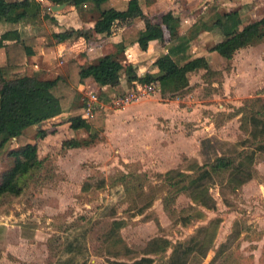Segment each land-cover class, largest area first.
<instances>
[{"label": "rangeland", "instance_id": "rangeland-1", "mask_svg": "<svg viewBox=\"0 0 264 264\" xmlns=\"http://www.w3.org/2000/svg\"><path fill=\"white\" fill-rule=\"evenodd\" d=\"M203 2L175 0L173 5L186 14L199 11ZM255 2L241 4L257 11ZM28 11L32 16L35 5ZM87 11L90 17L93 12ZM43 33L46 49L53 39L51 32ZM213 40L203 34L194 40V53L204 64L189 74L185 93L168 98L152 90L126 104L106 105L104 125L88 145L69 146L94 130L72 129L66 112L42 123L43 137L34 136L35 126L27 129L47 160L39 172L23 179L20 194L0 197V264H174L183 246L191 248L186 264H264V152L255 150L252 175L237 188L226 171L213 174L209 191L214 208L195 201V191V200L190 191H172L166 181L168 171L190 172L221 152L253 147L250 127H240L236 109L249 98L264 102V42L217 60L218 53L214 51L215 57L208 49ZM44 56L55 63L59 59L51 52ZM76 56L84 64L91 62L85 61L86 52ZM58 68L37 72L51 76ZM207 69L212 72L205 76ZM96 85L87 78L76 99L97 93L101 89ZM105 91L112 96L117 92L112 83ZM6 146L17 143L12 139ZM5 147L0 172L10 164ZM205 233L214 236L201 255L197 248Z\"/></svg>", "mask_w": 264, "mask_h": 264}, {"label": "trees", "instance_id": "trees-1", "mask_svg": "<svg viewBox=\"0 0 264 264\" xmlns=\"http://www.w3.org/2000/svg\"><path fill=\"white\" fill-rule=\"evenodd\" d=\"M223 0H211L199 18L193 21L184 31H180V17L166 12L161 21L165 22L169 37L166 41V52L158 56L153 64L157 71H146L139 75L133 63L123 64L111 54L106 53L98 57L95 63L82 65L76 58L67 61L66 73H56L51 76H42L38 72L28 74L26 47L35 41L33 37L22 38L4 45L5 63L0 65V151L12 139L16 147L7 149L10 164L0 172V197L3 195H18L23 190V179L39 172L45 164L46 156H41L38 141L33 140L27 133L30 126H35V137H43L47 132L42 123L63 112L68 114L69 126L76 129H85L93 134L89 138L75 139L69 146L88 145L97 138L96 129L104 125L105 111L95 103L92 113L83 116L87 107V97L76 99L77 88L87 76L99 85L112 83L116 94H110L105 89L97 92L98 101L111 104L114 95L119 96L126 91L115 77H123L125 85L133 87L132 82H154V90L162 97L176 98L185 93L189 85V74L203 66V58L194 54L193 42L203 31L216 34L219 39L209 49L215 50L225 59L232 58L234 52L247 45L264 40V15L248 23H243L238 9L221 11L218 7ZM75 7L88 5L93 12L92 32L110 33L111 26L116 19L143 18L145 15L135 3H128L125 8H116L111 0H59ZM34 4L38 17L41 3L38 0H0V23L16 24L29 17L28 7ZM162 27L158 21H149L148 25L135 32V39L146 42L159 36ZM77 30L73 27L53 32L57 40H64L74 35ZM117 48L124 47V42L117 43ZM212 72L207 69L203 74L208 76ZM203 75V77H204ZM213 81L211 80V83ZM132 86V87H131ZM185 91V92H184ZM260 97L246 99L236 109L241 112L240 127L248 131V138L252 140L250 151L242 150L233 153L224 151L218 154L213 161L195 165L190 172L171 170L168 181L173 190L192 192L193 200L207 208H214L215 201L210 194V181L213 174L226 171L232 187L237 188L252 175L255 150L264 152V102ZM255 100L256 102H252ZM256 104V105H255ZM47 160V159H46ZM193 191L196 192V198ZM195 198V199H194ZM164 205H168V197L163 198ZM188 220V219H186ZM117 225H120L118 223ZM207 233V231H206ZM203 236L202 243L197 248L201 255L206 254L212 243L214 233ZM206 247L202 249V244ZM174 259V264H186L190 247H182ZM195 251L193 247L192 253ZM197 252V250H196ZM174 253V252H173ZM171 255L169 256V258ZM172 260V258H170ZM162 264H171L163 263Z\"/></svg>", "mask_w": 264, "mask_h": 264}, {"label": "crops", "instance_id": "crops-1", "mask_svg": "<svg viewBox=\"0 0 264 264\" xmlns=\"http://www.w3.org/2000/svg\"><path fill=\"white\" fill-rule=\"evenodd\" d=\"M38 1H40L41 3V8H40V14L36 20L32 18V16H29L28 18L19 21L16 24H10L5 22L0 23V38H1L0 65H3L6 60L5 50H4L5 44L13 42L18 39L33 37L35 39L34 43L26 47L27 65L25 70L28 71V74H30L29 72H33V71L37 72V70H40L42 68L49 69V68H57L58 66L59 68L57 69L58 70L57 73H66L68 59L77 57L76 55L80 51L87 53L88 56L86 57L85 61H87V59H91V62L93 60V63H95L99 56L109 53L114 58L121 61L123 64H127L130 62L133 63V65L136 66V70L139 75L143 74L146 71L155 72L157 71V68L154 66L153 62L158 56L163 55L166 52L165 44L169 37V33L166 28L165 22L161 21V17H162L161 15L167 11L168 12L170 11L173 15L179 16L180 17L179 29L180 31H184L193 21H195L197 18L201 16V14L203 13L206 7V4L211 2V0H204V2L202 3L203 6L199 11L193 12V10L191 9L188 10L186 14H182V13L180 14L179 8L173 5V3H175V0H111L112 5L116 8H125L128 3L131 2L135 3L136 5H138V7L141 9V11L144 13L145 16L143 18L135 17L128 21L126 19H116L111 26L110 33L92 32L91 35L89 36V33L92 31L94 20L92 15L93 13H90V17L86 16V14L88 15L87 13L88 12L87 9H89L88 5L84 4L82 6L75 7L74 5L65 2V5L53 9L52 6L61 5V3L63 2H59V0H38ZM242 1L244 0H223L222 2H220L218 8L220 9L221 6H226L227 8L222 11L238 9L241 18L243 20V23H248L244 21H250L251 20L250 17L254 18L256 17V15L260 14L258 17L260 18L261 16L264 15V0H257V2L254 3L257 11H255V9L252 10V8H250V6L246 4L243 6L241 4ZM231 4H236V5H231ZM241 5L243 7H241ZM89 11L91 10L89 9ZM189 14L191 16H187L189 22L186 23L188 25L185 26L183 19L185 18L186 15ZM246 17H249V20ZM40 18L42 21H39ZM258 18H255V20ZM149 21H158L161 23L162 30L159 33V36L146 42L136 40L135 32L138 29H141L146 25H148ZM69 27H73L77 30V32L74 34L75 36L72 35L64 40H57L52 35L51 38L53 39L52 40L53 45L51 47H47L46 49L43 46H41V42H42L41 39L42 40L46 39L43 30L45 33L51 32V34H53V32L61 31ZM39 28L41 30H39ZM202 34L204 36H207L208 38L212 37V39H214L210 44V46L219 39V37L216 34L210 31L201 32L198 38L202 36ZM205 40L206 39H204V43H206ZM120 41L124 42V47L118 49L116 45ZM262 42H264V40L257 43H262ZM251 45H247V46H251ZM193 50H194V44H193ZM214 51L215 50H209V53L211 55L214 54L215 56ZM45 52H51L52 54L55 53L56 58H59L58 61L55 63L56 59L50 58V56L49 58L45 57L44 56ZM203 53L205 54V52H201L199 54H203ZM195 55L198 54L196 53ZM62 59H64V61ZM76 59L84 66L89 64V63L84 64L85 62L83 63L81 60H79L78 57ZM216 59L229 60V59H225L219 54L218 57H216ZM87 78L90 81L92 80L95 85L97 84L96 86H98L99 89H105L106 86H108V84L99 85L92 79V77L87 76L84 78L83 83L80 84L79 87L85 83V80H87ZM113 80H115V82L120 81V83H122L123 85L125 82L123 77H117V78L115 77V79ZM132 84L133 87L132 86L131 87L135 90L136 86L142 83H138L134 81L132 82ZM154 91H155V95L158 94L160 95L158 91L156 90ZM256 91L257 94H259L258 93L259 91L258 90ZM149 93L150 92H144L140 94L138 97L140 96L142 97V95L145 96L146 94ZM106 105H111V104H104L103 106L104 110H106L105 109Z\"/></svg>", "mask_w": 264, "mask_h": 264}, {"label": "built area", "instance_id": "built-area-1", "mask_svg": "<svg viewBox=\"0 0 264 264\" xmlns=\"http://www.w3.org/2000/svg\"><path fill=\"white\" fill-rule=\"evenodd\" d=\"M132 89L130 91H126L122 95L116 96L113 100V103L116 105H119L121 103H125L132 99L137 98L140 94L144 92H151L152 90H154V82L138 84L135 90L134 89L132 90ZM87 99H88L87 107H86L85 114L83 116H87L92 113V108L94 107L95 103H99L102 107L104 106L102 102L98 101L97 93H92L91 97L88 96Z\"/></svg>", "mask_w": 264, "mask_h": 264}, {"label": "water", "instance_id": "water-1", "mask_svg": "<svg viewBox=\"0 0 264 264\" xmlns=\"http://www.w3.org/2000/svg\"><path fill=\"white\" fill-rule=\"evenodd\" d=\"M63 5H65V2L61 3V5H55V6H52V8H53V9H55V8H59V7L63 6Z\"/></svg>", "mask_w": 264, "mask_h": 264}]
</instances>
